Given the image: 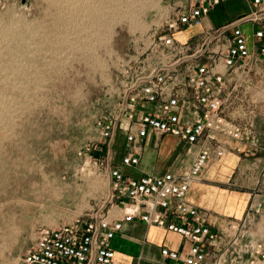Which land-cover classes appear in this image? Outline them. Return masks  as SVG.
I'll return each instance as SVG.
<instances>
[{
    "label": "built area",
    "instance_id": "built-area-1",
    "mask_svg": "<svg viewBox=\"0 0 264 264\" xmlns=\"http://www.w3.org/2000/svg\"><path fill=\"white\" fill-rule=\"evenodd\" d=\"M233 1L237 0H189L175 10L165 24L166 33L150 41L136 73L124 82L118 113L98 122L102 143L123 135L127 145L120 163L105 169V199L69 224L37 228L17 264H113L111 242L124 224L132 222L189 243L183 257L161 246L160 255L168 264H264V238L253 240L246 231L248 214H257L256 209L229 224L222 245L187 200L191 185L202 181L210 164L229 152L252 154L259 140L264 0H242L245 10L218 27L193 33L203 28L217 6ZM189 32L186 39L179 37ZM164 136L179 140L183 153L198 145L189 170L138 177L123 172L139 164L144 140L152 138L157 147Z\"/></svg>",
    "mask_w": 264,
    "mask_h": 264
},
{
    "label": "rangeland",
    "instance_id": "rangeland-1",
    "mask_svg": "<svg viewBox=\"0 0 264 264\" xmlns=\"http://www.w3.org/2000/svg\"><path fill=\"white\" fill-rule=\"evenodd\" d=\"M188 1L0 0V264H17L37 228L103 202L98 122L118 113L124 82ZM256 129L264 143L262 113ZM263 153L241 156L234 174L253 207L264 199Z\"/></svg>",
    "mask_w": 264,
    "mask_h": 264
},
{
    "label": "crops",
    "instance_id": "crops-1",
    "mask_svg": "<svg viewBox=\"0 0 264 264\" xmlns=\"http://www.w3.org/2000/svg\"><path fill=\"white\" fill-rule=\"evenodd\" d=\"M234 4H238L239 9L246 8L242 0L219 5L205 19L203 28L194 30L193 33L210 26L218 27L233 18L237 12L230 13L228 8ZM191 33L180 34L179 37L186 39ZM261 113L264 114V109ZM165 137L160 139L157 147L153 145L152 138L144 140L141 143L139 164L135 168H124L123 172L138 177L159 175L170 170L178 173L189 170L199 149L198 145L192 146L183 153V146L179 140ZM228 144L230 147L233 146L231 142ZM244 149H247V146ZM260 150H264V143L258 140L252 154L229 152L221 161L210 164L203 174L202 181L191 185L187 194V200L198 208L206 224L217 232L222 245L227 242L229 224L240 222L250 208L253 210L259 208V211L257 210L259 217L252 212L248 214L247 237L253 240L264 238V199L261 201L254 199V207L253 201L248 205L249 198L246 197L247 193L244 190L245 181L242 176L234 175L236 170L240 173L244 172V167L239 165L241 156L254 155ZM98 151L103 156L105 169H108L111 163L119 164L127 151L124 136L117 135L103 143ZM255 167L252 168L253 171ZM161 246L175 249L183 257L187 253L189 243L176 234L147 227L141 222L124 224L122 231L111 242L116 254L113 264H168L160 255Z\"/></svg>",
    "mask_w": 264,
    "mask_h": 264
},
{
    "label": "bare ground",
    "instance_id": "bare-ground-1",
    "mask_svg": "<svg viewBox=\"0 0 264 264\" xmlns=\"http://www.w3.org/2000/svg\"><path fill=\"white\" fill-rule=\"evenodd\" d=\"M112 1V0H111ZM132 3H134V2H132ZM129 8H131V7H129ZM93 9V8H92ZM91 10V9H90ZM94 10V9H93ZM100 10V9H99ZM92 12V11H91ZM95 17V16H94ZM57 193V192H56Z\"/></svg>",
    "mask_w": 264,
    "mask_h": 264
}]
</instances>
